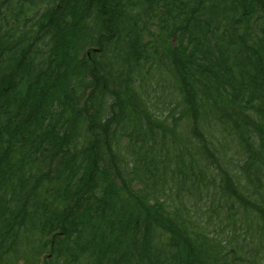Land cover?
Segmentation results:
<instances>
[{"label":"trees","instance_id":"1","mask_svg":"<svg viewBox=\"0 0 264 264\" xmlns=\"http://www.w3.org/2000/svg\"><path fill=\"white\" fill-rule=\"evenodd\" d=\"M0 264H264V0H0Z\"/></svg>","mask_w":264,"mask_h":264}]
</instances>
